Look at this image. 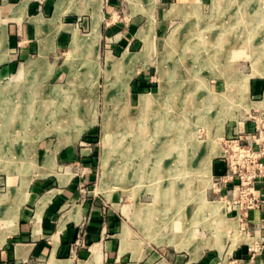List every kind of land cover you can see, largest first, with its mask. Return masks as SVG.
Returning <instances> with one entry per match:
<instances>
[{
	"label": "rangeland",
	"instance_id": "obj_1",
	"mask_svg": "<svg viewBox=\"0 0 264 264\" xmlns=\"http://www.w3.org/2000/svg\"><path fill=\"white\" fill-rule=\"evenodd\" d=\"M179 1L52 0L45 14L55 25L54 41L46 45V59L24 71L14 65L0 80V173L45 176L60 141L64 146L78 134L77 145L85 143L94 162L92 193L120 206L152 203L147 206L157 209L150 213L159 214L153 230L162 228L179 249V225L185 230L186 213L197 207L199 225L216 230L214 244L205 239L202 250L233 234L222 221L227 210L213 165L221 161L226 168L227 137L257 133L250 116L264 104H247L264 102V0ZM175 4L184 7L168 15ZM237 21L248 23L247 33L214 49L215 39L234 36ZM171 39L178 48L171 49ZM22 73L29 80H19ZM218 79L231 96L211 95ZM5 101L21 111L8 124L1 122ZM166 127L176 135L168 138ZM167 140L175 148L160 152ZM105 156L111 157L107 168ZM144 218L142 211L136 215ZM144 234L158 243L147 227Z\"/></svg>",
	"mask_w": 264,
	"mask_h": 264
},
{
	"label": "crops",
	"instance_id": "obj_2",
	"mask_svg": "<svg viewBox=\"0 0 264 264\" xmlns=\"http://www.w3.org/2000/svg\"><path fill=\"white\" fill-rule=\"evenodd\" d=\"M51 1L0 0V80L10 75L8 71L14 65L19 64V71H24L26 65L34 67L46 59V45L54 41L55 25L45 14ZM222 43L215 42L214 48ZM23 75L18 79L29 80ZM15 77L19 73L13 74ZM218 81L211 95L231 96V92L225 93L229 91L226 82ZM254 82L261 91L259 80ZM260 94L255 92L254 98L260 99ZM77 143L61 146L60 141L55 163L44 170L45 176L23 178L19 173H0V264H264V249L250 252L246 242L239 243L232 235L227 242L218 238L216 246L201 251L199 244L216 238V230L199 225L197 207L186 213L185 230L180 222V239L174 238L182 246L179 249L169 236L162 234V228L153 230L156 221L150 222L157 220L159 214L151 218L150 210L157 209L147 206L152 203L120 206L114 198L105 201L92 193L95 167L89 157L91 150L84 147L85 143ZM49 166H53V171H47ZM213 170L221 174L225 165L217 161ZM23 180L27 181L24 195ZM140 211L147 217L142 222L136 219ZM225 215L222 221L233 231L238 222ZM249 217L258 221L260 213L252 211ZM184 219L181 217V221ZM146 227L159 244L146 237ZM205 231L212 235L200 238L199 233Z\"/></svg>",
	"mask_w": 264,
	"mask_h": 264
},
{
	"label": "built area",
	"instance_id": "obj_3",
	"mask_svg": "<svg viewBox=\"0 0 264 264\" xmlns=\"http://www.w3.org/2000/svg\"><path fill=\"white\" fill-rule=\"evenodd\" d=\"M254 112L258 114L250 117L257 122V133L236 131L227 137L223 155L226 168L215 185L223 191L219 199L226 204L227 215L238 222L232 236L248 241V250L259 253L264 249V108ZM252 211L260 213L258 221L250 219Z\"/></svg>",
	"mask_w": 264,
	"mask_h": 264
},
{
	"label": "bare ground",
	"instance_id": "obj_4",
	"mask_svg": "<svg viewBox=\"0 0 264 264\" xmlns=\"http://www.w3.org/2000/svg\"><path fill=\"white\" fill-rule=\"evenodd\" d=\"M217 1V0H216ZM60 2H63V0H60ZM182 5H178V4H175V5H173L172 6V8L169 10V12H168V15H172L171 14V12L172 11H174V9H175V11L177 12V11H179L180 9H182V7H184V6H182ZM221 16V15H220ZM218 18V17H217ZM238 26H237V25ZM234 25H236V27L237 28H239V29H237L234 33V36H225V37H223V38H218V39H215V41H218V43H219V41H224V42H227V43H231V44H233V43H235V42H237V41H239L240 39H241V35H243V34H245V33H247V29H246V26H248V23H244V22H242L241 23V21H237V22H235L234 23ZM216 27V26H215ZM233 31V30H232ZM232 33V32H231ZM93 38L94 39H96V41H97V39H98V29L96 28L95 30H94V34H93ZM172 40L173 39H171L170 40V42L168 43V45L171 43V49H174V48H178V46H177V44H174V42H172ZM79 41V40H78ZM244 41V40H243ZM74 42V41H73ZM76 47H77V43H76ZM203 47H205V48H207L206 46H203ZM198 49V48H197ZM215 49V48H214ZM109 59V61L111 62V60L112 59H110V58H108ZM31 66L30 65H26L25 66V70H27V69H29ZM116 67V63H115V66L114 67H112V68H115ZM111 68V67H110ZM176 74V73H175ZM224 96V95H223ZM215 98V97H214ZM213 98V99H214ZM223 98V97H222ZM209 101V100H208ZM218 101V100H217ZM14 103V102H13ZM211 103V102H210ZM5 106V108L2 110V112H4V116L2 115V121L1 122H4V123H6V124H8L9 122H10V120H11V115H12V117H14V120H15V115H17L18 116V114L21 112V111H19V106H17V105H15V107H14V109H11V108H9V106L10 105H12V103H10V101H5V104H4ZM260 106L261 105V103H248L247 104V106ZM263 105V104H262ZM15 114V115H14ZM152 114V113H151ZM153 115H155V114H153ZM109 121V120H108ZM107 121V122H108ZM88 126V125H87ZM84 128H87L86 126L84 127ZM2 129V128H1ZM83 129V128H82ZM105 129H106V131H108V130H110V121L108 122V123H106V125H105ZM162 133H164L168 138H169V136L170 135H172V133L174 134V135H176V130H175V128L174 127H170V128H168V127H166L165 128V130L164 131H162ZM77 134V133H76ZM81 134V133H80ZM75 135V134H74ZM73 135V139H68L67 141H66V143L64 144V145H67V144H70V143H72V140H73V142H74V140L76 141L77 140V136H78V134H77V136L75 137ZM161 135V134H160ZM75 137V138H74ZM171 137V136H170ZM175 137V136H174ZM71 138V137H70ZM153 138H155V137H153ZM159 139V138H158ZM168 141V140H167ZM162 143V142H161ZM175 143L176 142H174L173 143V145L171 144V142H167V143H164V145H161L160 143H159V148H161V150H160V152H166V151H169V150H172V149H174L175 148ZM147 151H148V149H147ZM106 153V152H105ZM109 153H110V156H111V153L112 152H108V155H109ZM167 153V152H166ZM148 155H149V159H148V162H150L151 161V158H153V156L154 155H152V153L150 152V151H148V153H147ZM213 155H215V152L212 150V152L208 155V157H212ZM53 156V155H52ZM143 157V156H142ZM147 157V156H146ZM110 159H111V157H107V156H105L104 157V159H103V167L104 168H107V166H108V164H109V161H110ZM145 159V158H144ZM146 161V160H145ZM53 163H55V162H53ZM142 164V163H141ZM145 166V165H144ZM18 167V166H17ZM11 169V168H10ZM144 169H147V170H149L150 171V169H152V171H153V173H151V175H155V176H157V177H161V176H159V173H155L154 174V171H155V168L152 166V167H146L145 166V168ZM51 170L53 171V166H52V168L51 167H49V169H47V171L48 172H51ZM105 170V169H104ZM106 171H107V169H106ZM105 171V172H106ZM7 172V171H6ZM156 172V171H155ZM155 178V177H154ZM158 179V178H157ZM25 183V182H24ZM23 187L21 188V190H22V195H24L25 193H26V190H27V186H24V185H22ZM24 188V189H23ZM174 191V190H173ZM222 206V205H221ZM218 207H219V205H218ZM217 207V208H218ZM213 212H215V209H214V207H213ZM214 214V213H213ZM216 214V213H215ZM225 224V223H224ZM126 230V229H125ZM125 230H124V232H125ZM126 232H127V230H126ZM125 235H126V233H125ZM155 239V238H154ZM158 239V238H157ZM157 239H155V241L157 240ZM124 240V239H123ZM206 241V246L208 245H212V244H214V242L212 243L211 241H212V239L211 238H207V240H205ZM157 242L159 243L160 241H158L157 240ZM157 243V244H158ZM205 244V243H204ZM203 246V245H202ZM205 248V247H204ZM202 251V250H201Z\"/></svg>",
	"mask_w": 264,
	"mask_h": 264
}]
</instances>
